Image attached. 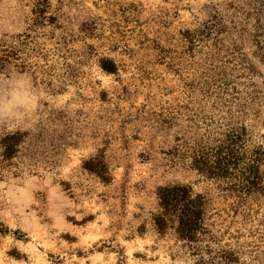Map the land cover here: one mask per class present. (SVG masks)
<instances>
[{
	"label": "rangeland",
	"instance_id": "rangeland-1",
	"mask_svg": "<svg viewBox=\"0 0 264 264\" xmlns=\"http://www.w3.org/2000/svg\"><path fill=\"white\" fill-rule=\"evenodd\" d=\"M35 1L0 0L1 42ZM50 3L38 72H0V141L25 133L5 167L0 143V264H264V192L191 156L243 126L246 149H264V0ZM101 159L108 181L85 167ZM172 184L207 200L198 242L155 226Z\"/></svg>",
	"mask_w": 264,
	"mask_h": 264
},
{
	"label": "trees",
	"instance_id": "trees-1",
	"mask_svg": "<svg viewBox=\"0 0 264 264\" xmlns=\"http://www.w3.org/2000/svg\"><path fill=\"white\" fill-rule=\"evenodd\" d=\"M30 22L26 29L15 37L0 41V72L8 66L19 71L38 72L31 57L44 55L42 39L51 34L50 27L58 25L57 16L51 11L50 0H36L31 9ZM101 67L108 73L117 70L111 59H102ZM38 68V66H37ZM248 129L228 130L220 142L212 147L198 149L192 153V165L212 179L226 178L236 173V186L240 192L251 194L264 192L261 165L264 162V149L257 147L251 152L246 149ZM25 133L10 132L1 138L2 165H11L24 140ZM94 171L104 181L109 180L107 164L88 161L85 166ZM160 210L155 215V226L163 233L176 224L178 237L189 243L198 242L208 232L206 224L207 200L204 195L194 191L189 184L159 186L157 189ZM8 232L0 224V233Z\"/></svg>",
	"mask_w": 264,
	"mask_h": 264
}]
</instances>
